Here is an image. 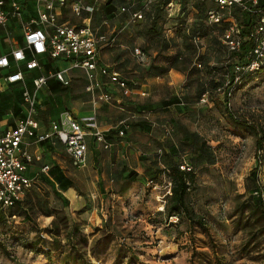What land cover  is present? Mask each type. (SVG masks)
<instances>
[{
    "label": "rangeland",
    "instance_id": "1",
    "mask_svg": "<svg viewBox=\"0 0 264 264\" xmlns=\"http://www.w3.org/2000/svg\"><path fill=\"white\" fill-rule=\"evenodd\" d=\"M90 1L95 8L92 14L83 13L79 17L71 11L64 17L71 23L80 24L82 18L91 15L90 24L95 34L116 38L117 46L122 40L133 44H125L118 59L109 54L110 48L101 52L105 64L108 63L127 79L133 94L125 96L117 86H111L108 80L103 81L99 77L103 85L99 94L109 92L112 98L107 102L94 101L93 95L85 90L86 76L74 75L71 71L69 74L74 78L66 91L55 95L47 86L41 90L39 120L49 128V121L65 112L67 104L73 106L69 95L76 96L74 92L84 91L92 103L97 104L102 121L113 124L108 131L112 142L109 150L114 148L118 152L121 183L114 180L110 186V197L103 204H98L99 213L95 219L100 223L103 221V224L97 227L96 220L92 221L90 217L93 209L80 213L87 205L85 197L74 207L62 195L61 184L51 172L53 167L44 173L39 172V177L48 179L40 180L34 186L33 199L36 202V194L40 195L57 214L48 216L39 212L36 215L26 204L21 209L7 211V215L0 218V264H264L263 214L255 215L251 207H245L238 213L240 206L249 202L252 194L257 196L254 194L256 188L259 187L264 194V143L262 151H257V134L250 127L258 126L264 136V70L254 75L243 74L236 66L237 59L227 56L215 76L221 83V89L211 91L202 102L195 86L188 89L185 74L172 70L164 77L150 78L143 68L150 62V58L147 61L149 56L140 59L134 55L136 48L143 51L148 47L153 59L165 62L183 48V38L177 33L179 29L174 21L176 14L172 13L171 18L168 16L171 20L165 26L167 38H175V44L168 52H160L154 44L151 47L148 39L139 35L140 30L146 28L143 17L133 19L137 11L144 15L143 10L149 7L146 0ZM128 3L134 7H127ZM192 8L193 5L188 6L187 24L192 23L196 16ZM240 19L247 22L249 17L241 14ZM208 44V39H205L202 45L205 53L208 52ZM48 62L47 68H50L52 61ZM211 62L216 63L214 52ZM225 64L233 66L229 69ZM36 77H39L37 73L30 75L31 79ZM29 87L33 90L32 84ZM3 93V101H6L1 106L4 112L16 111L21 106L20 92L10 88ZM227 95L229 102L225 99ZM228 111L249 126L237 124L228 116ZM183 128L189 133H197L199 142L195 145L190 143L183 135ZM120 131L124 132L123 136L119 135ZM202 143L213 148L216 164L203 163L194 167L191 159ZM161 145L167 149L175 145L177 161L187 162L189 170L194 167L196 188L190 193L188 202L197 215L205 219L208 228L197 222L190 224L186 219L172 222L168 218L165 222L161 207L166 205L167 196L164 194L169 189V179L163 174L155 180L152 168V161ZM46 146L43 147V157L51 159L54 151L45 150ZM130 150L133 154H129ZM63 155H68L66 149ZM32 158L29 166L38 172L34 165L35 155ZM259 161L260 170L254 180L251 173ZM47 165L52 166L54 162ZM72 168L71 176L59 167L57 170L64 174L68 184L74 180L78 193L85 195L88 190L84 189L81 180L88 174L79 172L75 166ZM143 168L147 171L144 172ZM142 176L146 178L140 183ZM51 177L60 185L56 187ZM126 183L128 187L123 191L121 186ZM54 188L59 190V197L55 195ZM63 216L68 222L67 227L61 221ZM237 221L242 227L248 225L238 228ZM55 223L62 229L58 237L51 232ZM75 228L78 229L76 233ZM109 234L110 239L107 238Z\"/></svg>",
    "mask_w": 264,
    "mask_h": 264
},
{
    "label": "built area",
    "instance_id": "2",
    "mask_svg": "<svg viewBox=\"0 0 264 264\" xmlns=\"http://www.w3.org/2000/svg\"><path fill=\"white\" fill-rule=\"evenodd\" d=\"M152 1L148 0V3ZM168 1L170 17L172 13L179 15L184 0ZM194 1L215 4L214 8L208 10L207 20L211 25L225 26L221 41L229 52L240 53L247 40L253 43L247 54V63L239 66V69L254 72L264 68V0ZM65 9L79 17L83 13L92 14L95 11L92 5L87 4V0H0V32L3 35L0 40V87L18 85L23 100V116L15 121L14 127L0 133V208L3 209H10L23 201L37 181V178H30L26 174L28 165L33 161L27 150L32 141L28 139H33L36 144L50 139L60 140L71 156L73 165L78 168L87 165V137H94L106 150L112 146V142L106 138L107 133L94 119L85 125L69 110L51 121L49 129L41 131L38 118L40 92L50 80L69 86L73 81L69 72L78 69L85 74V90L93 95L94 101L99 99L107 102L112 98L109 92L99 94V89L103 87L99 77L107 76L110 82H115L122 89L125 96L133 94L119 72L111 70L108 64L101 65V51L115 45L116 38L95 34L90 24L91 15L82 18L80 24L62 21L60 16ZM240 14L252 19L253 26L248 35L243 33ZM142 17V12L133 14V19ZM195 43L200 45L201 39L196 38ZM134 55L140 59L146 56L140 48L134 50ZM50 60L52 65L57 60H64L70 66L63 70H46L43 62L49 64ZM34 73L39 77L31 79L30 75ZM205 100L204 95L201 101ZM119 135L123 136V132ZM181 168L184 169V166ZM47 170L48 166L43 167L42 173ZM171 194L169 188L164 197ZM258 194L264 197L261 191ZM164 208L165 205L161 210L164 211ZM169 219L177 222L178 217Z\"/></svg>",
    "mask_w": 264,
    "mask_h": 264
},
{
    "label": "trees",
    "instance_id": "3",
    "mask_svg": "<svg viewBox=\"0 0 264 264\" xmlns=\"http://www.w3.org/2000/svg\"><path fill=\"white\" fill-rule=\"evenodd\" d=\"M148 3V0H146ZM168 0H153L151 3H148V8H145L144 15H143V22L146 24V28L144 30H140L139 35H142L146 39L149 40L151 43V47L153 44L160 52H168L171 47L175 44V38H167V35L165 34V26L169 23L168 21L171 20L168 18L169 12L167 9ZM193 5V10L196 14L195 19L192 23L187 24L186 21V15L188 12V6ZM127 7L133 8L132 4L128 3ZM215 7V4L207 1L199 2L194 0H184L182 11L179 15H177V19L175 23L178 25V31L177 33H180L179 36L183 38V48L179 49L175 55L172 57H169L165 62H157L156 58L153 59L152 55L149 54V48L144 47L143 53L144 55H148L150 58V62L143 66L145 72H147L148 77L150 78H156V77H164L167 74H169L172 70H176L179 72H182L187 76V87L195 86L198 94V98L202 99V97L205 95L207 96L211 91L217 92L219 89H221V83L216 80L215 76L218 74V72L221 70V66L224 65L223 61L224 59L229 56L230 58H236L237 59V65L241 66L245 65L247 63V57H248V51L253 46V43L250 40H247L244 42L242 51L240 53H231L229 52L226 47L223 45L221 41V35L223 34L225 30L224 25H211L209 24L207 20V12L208 10ZM172 17V16H171ZM170 17V18H171ZM241 18V14H240ZM172 22V21H171ZM241 24L244 26L243 33L244 35H248V31L253 26L252 19L249 18L247 22H243L241 19ZM176 25V26H177ZM200 38L201 43L200 45H197L195 43V39ZM205 39H208V52L205 53V48L202 46ZM1 40V39H0ZM117 43V42H116ZM216 54V63L212 64V53ZM46 69L52 68L54 71H56V67L54 64L50 65V68H47L49 64H45ZM233 64V63H232ZM232 64H225L227 65V68H231ZM111 70H116L115 68H111ZM264 68L260 71H263ZM119 72L118 70H116ZM243 74H255L260 71H245L240 70ZM120 73V72H119ZM121 74V73H120ZM122 76V74H121ZM103 79H107L106 77H103ZM109 80V79H108ZM122 80L125 81L127 87L129 88V83L127 79H125L122 76ZM110 81V80H109ZM115 85H117L115 82H113ZM233 84V83H232ZM47 89L50 90L52 93H58L61 91H66V89L70 86L63 85L60 81H54L50 80L47 83ZM1 88V87H0ZM6 91L10 88L13 90L20 92L21 94V106L16 109V114L20 113V117L23 116V100H22V92L18 85H8V87H5ZM130 89V88H129ZM132 90V89H131ZM133 91V90H132ZM128 98V97H127ZM226 101L229 102V96H226ZM132 104V103H131ZM229 104V103H228ZM40 105L39 108V115L40 116ZM228 116L232 118L237 124H242L244 126H249V124H246L245 122H242L234 117V115L228 111ZM255 134H257V151H262L263 143H264V136L260 134V131L258 129V126H250ZM123 132V131H120ZM119 132V133H120ZM183 135L187 138V140L192 143L196 144L199 142L200 137L197 135V133L194 132H188L186 128H183L182 130ZM124 133V132H123ZM111 134L108 133L107 139H109V136ZM54 142H59L55 139H50ZM111 140V139H109ZM49 140H46L42 143L47 144ZM61 142V141H60ZM62 143V142H61ZM160 145V144H159ZM162 146V145H161ZM51 150H53V147L50 146ZM176 146H170L168 149L164 146L160 147L158 151L156 152V157L152 161V168L155 171V180H158L160 175H167L169 179V183H171V195H167L166 205L164 208V215L166 216V219L169 217H178V219H186L189 221L190 224H193L197 222L200 226L203 228L207 227V222L204 218L199 217L197 213L192 209L190 202H188V197L190 193H192V190L196 188V173L194 167L198 166L199 164H209L214 165L216 164V156L213 152V148L211 146H208L206 143H202L200 147L194 152L195 155L192 157L191 161L194 164L192 167V170H189L190 167L187 162L181 161L178 162L175 155L177 154ZM184 166V169L181 167ZM260 161L258 162L257 168L252 171L251 176L253 179H257L258 173L260 170ZM57 168L53 167L51 169V172L55 176L56 179H58L59 183L64 182L63 186L70 185L67 182H65L64 174L60 176V172H56ZM132 174V173H131ZM60 176V177H59ZM37 181L35 185L41 180L42 182L47 181L46 176L42 177H36ZM116 181L121 183L120 178H116ZM129 181L128 183H130ZM128 183L122 184L123 191L127 189ZM59 184V185H60ZM34 185V186H35ZM62 185V184H61ZM34 186L28 190L27 195L25 196L24 200L21 202L16 203L12 208L10 209H3L0 208V218L2 219L5 215H7V211H12L13 209H21L24 204L29 206V209H32L34 214L38 215L39 212L46 214L48 216L54 215L56 212L49 206L47 200L41 199L40 195L36 194L37 201L35 202L33 199V188ZM259 188V187H258ZM256 188V192L254 193L257 196H254L253 194L249 198V202L243 203L240 206V209L238 210V213L243 212L245 207H251L253 210V213L255 215L257 214H263L264 216V197L259 193V189ZM55 195L59 197V190L55 189ZM86 209H91L90 205L87 204L86 208L80 211L83 212ZM57 214V213H56ZM262 216V215H261ZM61 221L65 223V227H67L68 222H66V217H62ZM167 223V222H166ZM238 228H246L248 224H244L243 227L240 225L239 221H237ZM248 223V222H247ZM52 234L55 237L60 236L62 229L60 228V225L55 223V228L51 231ZM78 232V229L75 228V233ZM43 237V235H41ZM108 239L111 238V235L109 234ZM41 240L40 242H44V240ZM55 243H57L56 240H54ZM39 244V243H35ZM33 246V245H32ZM35 246V245H34ZM47 255H49V251L46 252Z\"/></svg>",
    "mask_w": 264,
    "mask_h": 264
},
{
    "label": "crops",
    "instance_id": "4",
    "mask_svg": "<svg viewBox=\"0 0 264 264\" xmlns=\"http://www.w3.org/2000/svg\"><path fill=\"white\" fill-rule=\"evenodd\" d=\"M88 1H89V4H92L90 0ZM96 1L98 3V2H103L104 0H96ZM67 12H71V10L65 9L64 11L61 12L60 19L62 21H69L68 19L64 17V14ZM125 44L130 45L132 43H130L128 40H122L121 44H119L118 46L115 44L111 47H106L103 50L110 48L109 54L111 56H115V58L118 59L120 55L122 54V51H123L122 47H124ZM100 57H101V54H100ZM145 57L147 58V56ZM104 60H105V57L102 56L101 65L105 64ZM148 60H149V57L147 58V61ZM58 61H62V62L60 63ZM54 66L56 67L55 69L57 71V70L68 69L70 64L69 62L64 61V60H57V62L54 63ZM71 71H73L74 75H81L85 77V74H83L81 70L74 69ZM74 75L71 77L74 78ZM107 80L108 78L106 79V81ZM103 81H105V79H103ZM108 83L111 86L112 84L113 86H117L114 83L110 82L109 80H108ZM118 89L120 88L118 87ZM120 90L122 91V89ZM3 92H7L5 87L0 88V133L7 131L10 127H14L15 121L21 116L20 113L16 114V111H9V113L4 112L1 106V104L6 101V100L3 101V94H4ZM58 93H53V94L57 95ZM74 93L76 96H74V94L69 95L70 96L69 98H71L72 100L73 106H71V103L67 104L66 106L67 110L71 111L72 114L80 122H82L85 125H87L88 122L91 121V119L96 120V122L98 121L97 123L100 124L101 129L105 131L108 135V131L109 129L112 128L113 124H110L109 122L105 123L102 121V119L100 118V111H98L97 104L94 105L90 97L84 94V91L79 92V93L77 92H74ZM39 122L41 124V131L45 129L46 130L49 129L46 127V125L43 122H41L40 120ZM86 139L88 143L87 165L84 168H79V172L81 171V172H84L85 174L86 173L88 174V176H86V179L81 180L82 181L81 183L84 185V189H87L88 191L85 192V195L79 194L77 191L78 185H76V182L74 180H72L70 185H67V186H63L64 182H61L62 185L60 189H61L62 195L74 207H76V204L80 202V200L83 199V197H85L87 199V204L90 205L91 209H93L92 215L90 216L93 221V220H96L95 216H97V214L99 213L98 208H97L98 204L100 203L103 204L110 197L109 195L110 186L112 185V183L115 182L114 180H116V178H120V175H122V173L118 172V166H119L120 161L118 160L116 156L118 152L114 150V148L111 150L109 149L106 150L103 148V146L100 143L96 141V139H94V137H87ZM28 141L33 142V143L31 142V144L27 147V150L29 151L30 154L35 155L36 158H35L34 165L36 169H39V171L37 172L35 169L30 168L29 165L32 164L31 162L28 165V170L26 173L30 178H36L37 176L39 177L40 175L39 172H42L43 167L48 166L47 165L48 163L50 165L52 161L54 162V165L48 166L49 170L51 169V167H56V168L59 167L61 171H63V173H66V174L68 173L67 175L69 176L72 175L71 173L73 169L72 166L74 167V165L72 162V158L70 156L63 155L66 149L63 143H61L60 141L54 142L53 140H49L47 144L42 145V144H36L35 141H33V139H28ZM45 146H46L45 150L47 149L51 150L50 146L53 147V150H51V151H54L53 156L51 157L52 161L51 159H49V157H46V156L43 157V154L45 155L43 147ZM129 154H133V151L130 150ZM129 154L127 153V155ZM143 171L145 172L147 170L143 168ZM33 172H37V173L34 174ZM145 178L146 177L142 176V179H140L139 182L143 183V180H145ZM51 179L55 182V179H53L52 177ZM55 183H56L55 185L56 187L59 186L57 182ZM168 186L169 188H171L172 187L171 183H168ZM155 187H158V186H155ZM111 191L114 192L113 189ZM166 194H167V191L165 192L164 195ZM86 206L87 205H85V208ZM166 221L167 219L165 220V222ZM96 223H97L96 224L97 227H102L103 221H101L100 223L98 220H96Z\"/></svg>",
    "mask_w": 264,
    "mask_h": 264
}]
</instances>
